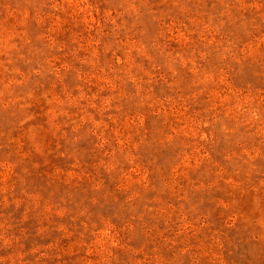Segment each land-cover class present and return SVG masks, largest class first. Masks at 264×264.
Segmentation results:
<instances>
[{
  "label": "rangeland",
  "instance_id": "1",
  "mask_svg": "<svg viewBox=\"0 0 264 264\" xmlns=\"http://www.w3.org/2000/svg\"><path fill=\"white\" fill-rule=\"evenodd\" d=\"M0 264H264V0H0Z\"/></svg>",
  "mask_w": 264,
  "mask_h": 264
}]
</instances>
